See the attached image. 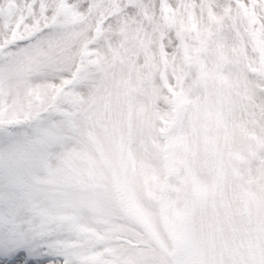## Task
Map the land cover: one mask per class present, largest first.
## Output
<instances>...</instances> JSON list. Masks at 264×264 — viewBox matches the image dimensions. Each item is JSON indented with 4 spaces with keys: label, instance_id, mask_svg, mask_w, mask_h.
Wrapping results in <instances>:
<instances>
[{
    "label": "snow or ice",
    "instance_id": "obj_1",
    "mask_svg": "<svg viewBox=\"0 0 264 264\" xmlns=\"http://www.w3.org/2000/svg\"><path fill=\"white\" fill-rule=\"evenodd\" d=\"M0 264H264V0H0Z\"/></svg>",
    "mask_w": 264,
    "mask_h": 264
}]
</instances>
